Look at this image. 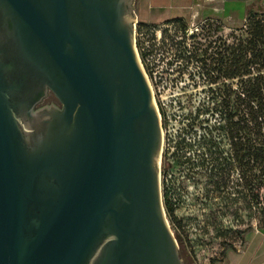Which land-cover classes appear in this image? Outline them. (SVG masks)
Here are the masks:
<instances>
[{
	"label": "water",
	"instance_id": "water-1",
	"mask_svg": "<svg viewBox=\"0 0 264 264\" xmlns=\"http://www.w3.org/2000/svg\"><path fill=\"white\" fill-rule=\"evenodd\" d=\"M135 18V0H0V264H184ZM47 90L61 108L34 113Z\"/></svg>",
	"mask_w": 264,
	"mask_h": 264
},
{
	"label": "rangeland",
	"instance_id": "rangeland-1",
	"mask_svg": "<svg viewBox=\"0 0 264 264\" xmlns=\"http://www.w3.org/2000/svg\"><path fill=\"white\" fill-rule=\"evenodd\" d=\"M249 10L264 13V0H136L134 46L160 121L163 111L166 122L161 199L164 179L174 192L172 214L165 218L184 264H212L228 246H241L246 233H264V163L234 159L238 80L228 79L220 62L223 45H231L233 29L245 23ZM222 106H228L227 116ZM205 107L213 111L205 113ZM185 127H193L189 141L207 134L204 149L193 147L187 160L176 144Z\"/></svg>",
	"mask_w": 264,
	"mask_h": 264
},
{
	"label": "trees",
	"instance_id": "trees-1",
	"mask_svg": "<svg viewBox=\"0 0 264 264\" xmlns=\"http://www.w3.org/2000/svg\"><path fill=\"white\" fill-rule=\"evenodd\" d=\"M245 23H241L239 27L233 29L230 35L232 38L231 45H223L224 55H221V64L224 65L223 72L228 79L237 78L238 92L237 104L239 111V118L236 121L235 133L236 141L233 138L234 159L241 164L245 159L252 161L253 164L264 163V13H256L249 10L244 17ZM177 22L179 19L176 20ZM142 50V49H141ZM184 50V47H183ZM144 52V51H143ZM142 63L145 60V53L139 54ZM145 71L149 73L148 68ZM222 103V102H221ZM223 115H228V106H222ZM162 110V109H161ZM213 108L205 107V113L212 112ZM162 119V126H166L165 115L160 111ZM228 128V125H227ZM193 130V127L190 128ZM185 127L180 133L179 140L176 142L179 150L185 154L188 151L204 149L207 145L205 132L197 134V140L192 136L193 131ZM222 130V128L220 127ZM206 131V127L203 129ZM231 127H229V131ZM227 134V131L224 132ZM255 136L254 139L251 137ZM175 144V146H176ZM199 154V153H198ZM221 164L225 166L226 157H222ZM202 164V163H201ZM168 162L164 158L161 166L162 177L166 175ZM163 187V208L167 217L170 218L172 214V196L174 194L171 184ZM259 184H257V188ZM227 249H233L228 246ZM215 262V261H213Z\"/></svg>",
	"mask_w": 264,
	"mask_h": 264
},
{
	"label": "crops",
	"instance_id": "crops-1",
	"mask_svg": "<svg viewBox=\"0 0 264 264\" xmlns=\"http://www.w3.org/2000/svg\"><path fill=\"white\" fill-rule=\"evenodd\" d=\"M212 264H264V233H246L241 246L225 250L222 259Z\"/></svg>",
	"mask_w": 264,
	"mask_h": 264
},
{
	"label": "flooded vegetation",
	"instance_id": "flooded-vegetation-1",
	"mask_svg": "<svg viewBox=\"0 0 264 264\" xmlns=\"http://www.w3.org/2000/svg\"><path fill=\"white\" fill-rule=\"evenodd\" d=\"M136 2V0H135ZM135 7V5H134ZM51 107L60 109L61 104L59 101L56 99V97L49 91L47 90L46 94L41 98L38 104L33 109V112L35 113L36 111L42 110V109H49ZM181 257V256H180Z\"/></svg>",
	"mask_w": 264,
	"mask_h": 264
}]
</instances>
